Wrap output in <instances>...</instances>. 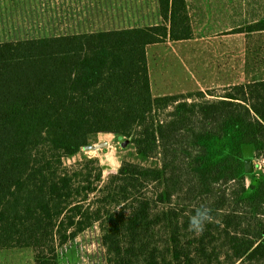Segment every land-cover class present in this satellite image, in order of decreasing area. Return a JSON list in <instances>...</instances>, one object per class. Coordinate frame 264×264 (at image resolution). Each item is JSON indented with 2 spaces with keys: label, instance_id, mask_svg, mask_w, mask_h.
<instances>
[{
  "label": "trees",
  "instance_id": "1",
  "mask_svg": "<svg viewBox=\"0 0 264 264\" xmlns=\"http://www.w3.org/2000/svg\"><path fill=\"white\" fill-rule=\"evenodd\" d=\"M158 5L157 25L0 41V250L59 264L97 223L106 264H264V75L153 95L146 47L192 35L185 0ZM102 133L135 158L105 179L67 163Z\"/></svg>",
  "mask_w": 264,
  "mask_h": 264
},
{
  "label": "crops",
  "instance_id": "2",
  "mask_svg": "<svg viewBox=\"0 0 264 264\" xmlns=\"http://www.w3.org/2000/svg\"><path fill=\"white\" fill-rule=\"evenodd\" d=\"M49 1L50 0H0V34H36L37 32H50L55 30L49 29L51 25L60 28L58 29L59 31H69L63 34H73L119 30L161 23L158 0H51L55 2L52 4ZM242 1L243 0H185L190 19L191 37L175 41L166 40L164 42L148 45L146 47L148 63L150 62L151 54L154 57L152 58L154 65L168 60L170 58L167 57V55H169L168 51L174 48L181 57L185 58V55L189 54L195 62L198 68V71L196 70L197 72H193L197 76L194 77H196L198 82V88L195 89L205 91V89H220L241 83V77L237 72V75H235V73L231 75L230 73L229 58L234 59L239 57L241 35H244V43L246 47L250 48V52L248 51V58L253 60V56L250 54L251 48L255 49L258 45L256 46L254 44L256 41H253V39L251 42V35L253 33L264 35V30L252 33L234 32V30L255 23L258 20H264L263 17H254L255 6L252 3L256 2V0H247V6H245ZM80 2H84L82 7L79 4ZM50 9H56V11L54 10L50 15ZM80 9L84 12L83 16H80L78 13ZM244 10H247V14ZM51 16H56V20H50ZM251 16L253 18H251ZM80 26L91 27V30L79 29L75 31V28H79ZM224 32H228L227 34H223L226 36H238L236 47L239 53L235 54L230 50L223 52L225 51L224 48L221 46L223 49L222 51L218 46L219 41L217 34ZM10 40L17 39L5 41ZM262 63H264V54ZM220 64H227L228 66L225 65V67L227 69L229 68V70L223 71L215 67ZM233 70L234 68H232V71ZM205 73H208V77L204 76ZM211 75L212 77H210ZM149 76L153 95L174 94L162 89L163 87L161 86L165 81L163 78L161 80L160 76L152 78L150 69ZM214 81L219 82V84L216 85L217 87L210 84ZM189 91L196 90H187L185 87L176 93Z\"/></svg>",
  "mask_w": 264,
  "mask_h": 264
},
{
  "label": "rangeland",
  "instance_id": "3",
  "mask_svg": "<svg viewBox=\"0 0 264 264\" xmlns=\"http://www.w3.org/2000/svg\"><path fill=\"white\" fill-rule=\"evenodd\" d=\"M55 1V0H54ZM252 1V0H248ZM51 4L55 3L49 1ZM84 3V2H83ZM83 3H79L82 7ZM242 3L247 6L248 2L242 1ZM255 6L254 17L264 18V0H256L252 3ZM68 5V4H66ZM77 5V3H76ZM51 6V5H50ZM26 10V8H25ZM56 9L49 10L50 15ZM247 14V10H244ZM75 13V11H74ZM80 16H83L84 12L82 9L78 10ZM101 15V14H100ZM260 15V16H255ZM251 18H253L251 16ZM250 18V19H251ZM50 20H56V16H51ZM245 23V22H244ZM100 27V26H98ZM97 27V28H98ZM49 29H55L50 32H37L36 34L30 33H16V34H0V41H5L9 39H23V38H41L55 36L63 34L69 31L58 30L60 28L52 26ZM91 30V27L80 26L75 28L77 30ZM228 32L217 34L219 41L218 46L224 48L225 51L221 48L223 52L227 50L233 51L235 54L239 53L237 58H229L230 60V73L231 75L235 73L241 77V82L250 81L260 75H264V63H262V58L264 54V35L255 34L251 35V42L256 41L254 44L257 46L255 49L251 48V56L253 60L248 58V51L250 48L246 47L244 43V35H241V46L240 51H237L236 44L238 43V36H226ZM255 39V40H254ZM217 46V47H218ZM233 48V49H232ZM172 50V51H171ZM167 57H170L168 60L159 62L154 65L151 54L149 69L151 72L152 78L160 76L161 80L165 81L161 87L163 90L176 93L181 91L183 88L197 90L198 82L196 75L193 72H197L198 68L195 65V62L190 57L189 54L185 55V58L181 57L179 53L174 48H171L168 51ZM227 62V61H226ZM255 64V65H254ZM227 64L215 66L219 70L228 71L225 67ZM228 66V65H227ZM257 66V69H256ZM196 67V68H195ZM214 67V66H213ZM232 68L234 70L232 71ZM197 70V71H196ZM208 71V70H207ZM237 72V73H236ZM208 73H205L204 76H207ZM213 74V73H212ZM156 75V76H155ZM214 75V74H213ZM196 76V77H194ZM212 77V75L210 76ZM236 78V76H235ZM239 81V79H238ZM212 86L217 87L216 85L219 82L214 81L210 83ZM205 89V88H204ZM206 90V89H205ZM156 91V90H155ZM161 91V90H160ZM216 92H221V90H216ZM128 140L126 145H123V142ZM101 142H106L105 145L98 147L96 149H83L75 157L67 160V163L73 162L75 160L82 159L84 157H95L99 160V163L103 166V177L104 179L110 174L116 171V169L121 165L124 160H135L134 156L131 153V148L129 144V138L127 136H118L113 133H102L98 134L96 139L92 140L90 145H98ZM58 262L59 264H106L105 260V251L101 243V232L97 223L93 224L87 230L79 233L75 238L69 241L67 244L60 247L58 251ZM0 264H34V255L31 248H11V249H2L0 250Z\"/></svg>",
  "mask_w": 264,
  "mask_h": 264
},
{
  "label": "clouds",
  "instance_id": "4",
  "mask_svg": "<svg viewBox=\"0 0 264 264\" xmlns=\"http://www.w3.org/2000/svg\"><path fill=\"white\" fill-rule=\"evenodd\" d=\"M210 218V209L203 208L190 219L189 227L193 231L200 233L203 231L205 223L210 220Z\"/></svg>",
  "mask_w": 264,
  "mask_h": 264
},
{
  "label": "water",
  "instance_id": "5",
  "mask_svg": "<svg viewBox=\"0 0 264 264\" xmlns=\"http://www.w3.org/2000/svg\"><path fill=\"white\" fill-rule=\"evenodd\" d=\"M127 143H128V140H125V141L123 142V145H126ZM105 144H106V142H101V143L98 144V145H87V146L85 147V149L93 150V149H96V148H98V147H101V146H103V145H105ZM253 169H254V163H253V160H252V159H246V160L244 161V170H245V172H252Z\"/></svg>",
  "mask_w": 264,
  "mask_h": 264
},
{
  "label": "built area",
  "instance_id": "6",
  "mask_svg": "<svg viewBox=\"0 0 264 264\" xmlns=\"http://www.w3.org/2000/svg\"><path fill=\"white\" fill-rule=\"evenodd\" d=\"M261 165L264 166V160H262Z\"/></svg>",
  "mask_w": 264,
  "mask_h": 264
}]
</instances>
